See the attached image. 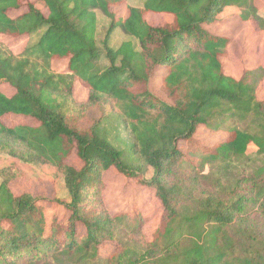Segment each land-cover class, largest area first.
Instances as JSON below:
<instances>
[{
    "label": "trees",
    "instance_id": "16d2710c",
    "mask_svg": "<svg viewBox=\"0 0 264 264\" xmlns=\"http://www.w3.org/2000/svg\"><path fill=\"white\" fill-rule=\"evenodd\" d=\"M44 1L46 13L35 1L0 0V85L11 89L0 90V154L54 166L68 198L15 194L24 173L15 163L1 166L0 264H264V66L233 75L232 37L209 29L235 6L241 21L264 31L253 0H143L124 19L112 8L129 0ZM151 13L169 20L152 24ZM103 20L109 28L100 41ZM118 28L127 39L114 46ZM38 32L34 45L8 51L5 39ZM54 61H66L65 70H54ZM159 70L162 96L151 89ZM77 83L88 90L84 103ZM101 100L117 103L135 140L132 161L100 134L98 121L75 116L80 104ZM15 117L32 123L8 122ZM200 126L226 136L202 144L196 159L179 142L193 140ZM144 165L154 170L150 179ZM112 168L150 187L161 204L150 238L142 222L128 219L131 210L110 212L104 192ZM54 203L65 212L48 223ZM119 226L144 236L145 249L125 247ZM108 242L114 248L103 256Z\"/></svg>",
    "mask_w": 264,
    "mask_h": 264
},
{
    "label": "rangeland",
    "instance_id": "374dc122",
    "mask_svg": "<svg viewBox=\"0 0 264 264\" xmlns=\"http://www.w3.org/2000/svg\"><path fill=\"white\" fill-rule=\"evenodd\" d=\"M35 1L37 7L45 13L46 5L44 0H29ZM143 0H129L120 6L113 7L112 11L116 19H124L127 16L130 5H141ZM255 7L259 14L264 16V0H253ZM25 9H22V11ZM240 9L235 6L226 7L219 15L217 22L209 27L210 31L220 34L229 35L235 30L238 31L236 38L229 43L228 52L233 61H237V68L240 70V64L246 67L257 66L258 62L264 66V31L256 28L255 23L252 21L243 22L239 18ZM223 14V15H222ZM147 20L152 24H162L169 20L168 16L158 14H148ZM109 24L104 20L99 22L98 38L103 40ZM40 32L33 35L30 39L27 37L18 39H5L6 47L9 52L19 54L27 45H34L39 37ZM127 39V36L119 28L116 29L111 35V43L116 46ZM257 64V65H256ZM53 68L56 71H64L66 68V61H54ZM163 70H159L151 80L152 91L162 96L161 92V78ZM0 90L11 93V89L6 85H0ZM88 96V90L79 83L75 87V97L79 103H84ZM258 97L264 99V83L258 92ZM77 114H84V124L88 125L90 121H98L99 132L102 136L106 137L118 150L122 152V158L125 162L132 161L134 137L126 126L123 116L120 113L118 105L112 100H101L97 106L86 105L77 107L74 111ZM8 122L29 123L31 120L15 117L9 118ZM226 134L222 131L212 130L206 126H200L194 139L191 141L179 142V146L187 150L191 155H198L199 147L202 144L212 146L217 142L224 139ZM251 150H254L251 148ZM196 159L197 156L195 157ZM69 162L78 164L76 157H71ZM15 163L24 173L22 179L16 180L12 184V190L15 194H21L29 191L33 194H44L53 197L56 194L62 199H67L68 191L64 181V175L59 172L54 166L49 164L27 162L19 158H14L9 154H0V167L6 164ZM154 174L153 168L144 165L143 177L150 179ZM106 188L104 192L107 206L111 213L115 214L125 210H131L128 219L136 223L142 222L143 230L148 238L151 237L152 232L160 221L162 207L153 190L140 183L136 178H129L121 174L115 168H112L105 174ZM48 223L51 222L53 217L63 215L64 207L58 203L47 204L45 210ZM122 239L125 247L132 250L142 251L145 249V238L141 234H135L129 231L125 226H119L117 231V238ZM114 248L111 242L105 243L102 246L101 253L107 256ZM54 260L48 259L36 264H55Z\"/></svg>",
    "mask_w": 264,
    "mask_h": 264
},
{
    "label": "crops",
    "instance_id": "0c3cea01",
    "mask_svg": "<svg viewBox=\"0 0 264 264\" xmlns=\"http://www.w3.org/2000/svg\"><path fill=\"white\" fill-rule=\"evenodd\" d=\"M237 34H238V31L235 30L234 32L231 31V32L229 33V35H226V36H230V37H232V41H233L234 38H236V35H237ZM232 41H231V42H232ZM231 42H230V43H231ZM228 60H229L228 62L230 63V66H229V67H230V70H231L232 74H233V75H239L241 70H239V69L237 68V65H236V64H237V61H233L229 54H228ZM261 63H263V62L261 61V62H258L257 64H261ZM257 64H256V65H257ZM240 66H241V67H244V65L242 66V64H240ZM245 67H246V66H245Z\"/></svg>",
    "mask_w": 264,
    "mask_h": 264
},
{
    "label": "clouds",
    "instance_id": "9594fccd",
    "mask_svg": "<svg viewBox=\"0 0 264 264\" xmlns=\"http://www.w3.org/2000/svg\"><path fill=\"white\" fill-rule=\"evenodd\" d=\"M223 15V14H222Z\"/></svg>",
    "mask_w": 264,
    "mask_h": 264
}]
</instances>
